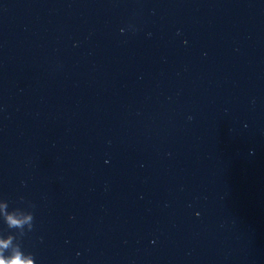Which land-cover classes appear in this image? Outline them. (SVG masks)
I'll list each match as a JSON object with an SVG mask.
<instances>
[{"label":"clouds","instance_id":"obj_1","mask_svg":"<svg viewBox=\"0 0 264 264\" xmlns=\"http://www.w3.org/2000/svg\"><path fill=\"white\" fill-rule=\"evenodd\" d=\"M4 222L9 229H21L22 231L19 233V236L22 237L25 234V231H23L25 224H27V229L29 231L32 230L33 214L31 212H27L22 217H18L14 211L11 213L5 212ZM15 238L16 237L14 235L9 234L6 239H0V264H32V259H25L22 256L20 244L12 248L10 258H5V250L10 248L12 241ZM29 256L31 257L32 254L29 253Z\"/></svg>","mask_w":264,"mask_h":264}]
</instances>
